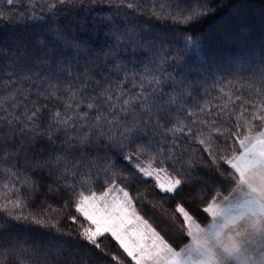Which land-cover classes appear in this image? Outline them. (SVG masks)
Instances as JSON below:
<instances>
[{
	"label": "trees",
	"instance_id": "obj_1",
	"mask_svg": "<svg viewBox=\"0 0 264 264\" xmlns=\"http://www.w3.org/2000/svg\"><path fill=\"white\" fill-rule=\"evenodd\" d=\"M263 130L264 0H0V264H135L77 210L112 185L184 250Z\"/></svg>",
	"mask_w": 264,
	"mask_h": 264
},
{
	"label": "rangeland",
	"instance_id": "obj_2",
	"mask_svg": "<svg viewBox=\"0 0 264 264\" xmlns=\"http://www.w3.org/2000/svg\"><path fill=\"white\" fill-rule=\"evenodd\" d=\"M164 192L178 181L148 162L129 159ZM229 165L240 177V188L207 209L212 224L201 227L183 216L191 242L182 251L171 250L136 214L128 195L112 185L99 195L83 196L79 213L91 224L88 237L111 234L135 264H264V130L240 141V152Z\"/></svg>",
	"mask_w": 264,
	"mask_h": 264
}]
</instances>
